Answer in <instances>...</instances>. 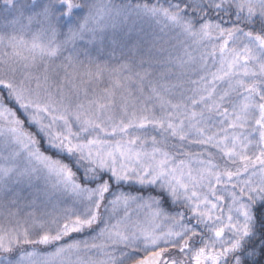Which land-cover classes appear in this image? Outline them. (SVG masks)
Returning a JSON list of instances; mask_svg holds the SVG:
<instances>
[{
    "label": "snow or ice",
    "instance_id": "obj_1",
    "mask_svg": "<svg viewBox=\"0 0 264 264\" xmlns=\"http://www.w3.org/2000/svg\"><path fill=\"white\" fill-rule=\"evenodd\" d=\"M0 264H264V0H0Z\"/></svg>",
    "mask_w": 264,
    "mask_h": 264
}]
</instances>
